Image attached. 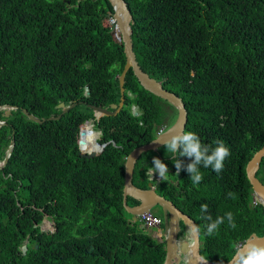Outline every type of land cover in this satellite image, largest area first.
I'll list each match as a JSON object with an SVG mask.
<instances>
[{
  "label": "trees",
  "instance_id": "trees-1",
  "mask_svg": "<svg viewBox=\"0 0 264 264\" xmlns=\"http://www.w3.org/2000/svg\"><path fill=\"white\" fill-rule=\"evenodd\" d=\"M126 1L141 68L183 98L186 131L230 149L224 170L202 167L203 180L194 185L186 171L175 176L163 146L158 152L172 178L152 181L199 225L202 255L227 264L253 234L264 237V208L253 205L246 171L264 148V0ZM114 14L109 0H0V106L18 107L10 118L0 113L8 124L0 127V162L16 144L0 170V264H164L165 243L127 218L125 163L161 127H171L178 110L146 91L131 69L123 110L96 120L88 105L111 111L123 96L125 46L107 27ZM61 103L78 105L52 119L62 114ZM86 121L106 144L91 158L78 147ZM87 129L91 143L84 136L82 149L99 152L97 134ZM155 153H144L136 164L133 181L141 189H148V157ZM257 177L264 183V160ZM128 203L139 200L129 197ZM201 204L213 219L232 212L236 227L225 221L207 235ZM45 219L55 231L42 230Z\"/></svg>",
  "mask_w": 264,
  "mask_h": 264
},
{
  "label": "water",
  "instance_id": "water-1",
  "mask_svg": "<svg viewBox=\"0 0 264 264\" xmlns=\"http://www.w3.org/2000/svg\"><path fill=\"white\" fill-rule=\"evenodd\" d=\"M111 5L115 10L114 17L116 19L117 28L120 29L123 43L125 46V54L127 56V64L123 74L121 75V90H122V100L120 104H112L111 111L103 108L97 107L94 105H88L95 113L96 120H100L102 117L115 115L123 110L126 104V78L130 70H133L134 75L138 79L140 85L151 94L161 97L164 100H167L172 104L177 110L178 115L175 120V123L169 127L167 130L159 132L158 136L155 137L152 141L145 145L136 147L126 158L125 163V183L123 191V203L127 213L133 216V220L141 217V215L151 212L155 208H160L162 211L163 218V228L165 231L164 243L166 245V258L164 264H175L177 258H181V255L184 258H181V261L185 264H218L210 259H207L204 255L201 254V238L199 232V226L195 220H193L189 215L184 213L178 206L173 203L172 200L166 198L165 196L159 194L155 190V186L152 181L148 183V189H141L134 184V173L138 160L144 153L147 152H156L159 148L163 147V142L167 139H170L171 136L182 134L186 131V126L188 123V109L183 98L174 91L167 90L164 88L163 84L151 77L146 73L140 66L136 53L134 52L133 45V31H134V18L129 8V5L126 0H109ZM87 95H89V90L87 88ZM85 103V102H84ZM77 103L67 106L66 103H61L58 106L59 110H62V114L58 117H52V119H61L64 114L69 113L73 108L77 107ZM18 107L10 105L0 106V113L5 112L4 116L10 118L13 110H17ZM24 113L29 117V119L35 121L37 124H44V120H41L35 115H32L28 110H24ZM138 111H136V115ZM92 121H86L84 126L80 130L79 134V153L81 156L86 158H91L97 156L105 148L106 144H98L101 147L99 152L88 151L84 152L82 150V145H84V136L86 135V128L90 126ZM7 123H3L0 120V127L7 126ZM161 133H165L163 137ZM101 134V133H100ZM160 140L159 142H155ZM15 141L12 142V145L6 154L4 162H0V170H2L7 163L10 161L12 154L15 151ZM153 159L149 158L151 162ZM264 160V148L257 152L253 159L249 162L247 166V177L250 181V184L253 188V194L256 199L264 208V183L257 177V173L260 169L261 163ZM132 197L136 200H139V203L136 205H130L128 203V198ZM45 222V220H44ZM185 226V232L192 234L191 242L181 241L179 239L180 233L182 232L181 224ZM43 230V229H42ZM46 231V230H43ZM191 236V235H190ZM189 237V235H188ZM251 244L264 245V237L259 238L257 235L253 234L249 240L241 244L237 253L227 264H237L238 261V252L242 249H245ZM27 247L26 243L22 247L23 254H26Z\"/></svg>",
  "mask_w": 264,
  "mask_h": 264
},
{
  "label": "clouds",
  "instance_id": "clouds-1",
  "mask_svg": "<svg viewBox=\"0 0 264 264\" xmlns=\"http://www.w3.org/2000/svg\"><path fill=\"white\" fill-rule=\"evenodd\" d=\"M165 133H161L163 137ZM157 140L155 142H159ZM215 146L203 143L195 132L185 131L182 134L171 136L163 142L166 154L169 157H187L191 160L190 163L184 164V162L177 158L172 162L176 169V177L179 176L181 171H186L190 174V181L194 185H199L203 180L201 168H211L217 174L224 170V162L231 155L229 147L221 140L213 142ZM153 167H148L146 175L149 176V180L158 175L160 180H167L169 177L168 166L159 158H153ZM233 193L229 192L228 197L232 198ZM200 211L202 218L207 221L205 225L206 234L211 236L218 232L220 226L227 221V224L231 228H235V219L232 212H227L223 216H217L215 219L209 214L208 205L201 204ZM55 229V228H54ZM237 264H264V245L251 244L245 249L238 252Z\"/></svg>",
  "mask_w": 264,
  "mask_h": 264
},
{
  "label": "rangeland",
  "instance_id": "rangeland-1",
  "mask_svg": "<svg viewBox=\"0 0 264 264\" xmlns=\"http://www.w3.org/2000/svg\"><path fill=\"white\" fill-rule=\"evenodd\" d=\"M107 27H108V29H110L111 31H114L115 33L117 32V31H116V28H115V27H112V26L109 25L108 23H107ZM135 109H136V108H135ZM90 125H92V132H94V133L97 134V138H96V141H95L96 143H95V144H99V143H100V140H101L100 132L97 130V128H96V126H95L94 123H91ZM1 163H2V162H1ZM169 177L172 178V174H170ZM255 198H256V197H255ZM151 213H152L154 216L159 217V216H161L162 211H161L160 208H155V209H153V210L151 211ZM128 214H129V213H128ZM127 218H128V220L133 221V222H136V221L140 222L139 219H137V220H133V216L130 215V214L127 215ZM139 224H140V223H139ZM140 226H141V229H143V230L145 231L146 234L150 235L151 237H154V232L157 230V228H143L142 225H140ZM42 228H43V230H46V231H51V232L55 231V229H54V224H53V222L50 221L49 219H45V222L43 223ZM156 232H157V231H156ZM155 236L159 237V236H161V235H160V234H157V235H155ZM176 260L178 261V259H176ZM175 264H178V263L175 262Z\"/></svg>",
  "mask_w": 264,
  "mask_h": 264
},
{
  "label": "flooded vegetation",
  "instance_id": "flooded-vegetation-1",
  "mask_svg": "<svg viewBox=\"0 0 264 264\" xmlns=\"http://www.w3.org/2000/svg\"><path fill=\"white\" fill-rule=\"evenodd\" d=\"M178 115V114H177ZM170 117H168V119H169ZM161 129H163V131H165V130H167L168 128H166L165 126L164 127H161ZM156 155L155 156H150V157H148V159L150 158V159H153L154 157L155 158H159V159H161V161L164 163V157H162L161 156V154H159V152H158V150L156 151V153H155ZM168 155H170V154H168ZM173 158L174 157H169V156H167L165 159L167 160V163H171L172 162V160H173ZM152 162V161H151ZM152 164V163H151ZM167 166H168V164H167ZM152 167H153V164H152ZM261 167V166H260ZM168 168H169V171L171 170L170 169V167L168 166ZM152 181H155V182H159V181H161L160 179H159V177H158V175H156V176H154L153 178H152ZM154 184V183H153ZM163 222V221H162ZM44 223V222H43ZM43 225V224H42ZM199 226V225H198ZM43 229V228H42ZM157 231V232H156ZM155 232H154V237L153 238H155L157 241H159V242H164V239H165V231H164V228H163V223L157 228V230H156ZM199 232H200V238H201V231H200V228H199ZM157 234H160L161 236H159V237H157V236H155V235H157ZM188 235H189V237H188ZM191 235V236H190ZM191 237H192V234L190 233H186L185 232V228H184V230L182 229V232L180 233V236H179V239L181 240V241H189V242H191ZM202 254V253H201ZM181 258H184V256L183 255H181ZM181 258H177L178 259V261L176 260V263H178V264H185V263H183V261H181Z\"/></svg>",
  "mask_w": 264,
  "mask_h": 264
},
{
  "label": "built area",
  "instance_id": "built-area-1",
  "mask_svg": "<svg viewBox=\"0 0 264 264\" xmlns=\"http://www.w3.org/2000/svg\"><path fill=\"white\" fill-rule=\"evenodd\" d=\"M108 24L111 25L112 27L116 28V33L114 34L115 39L119 42H123L122 36H121V32L120 29L117 28V23H116V19L115 17H111L108 20ZM163 129H161L159 132H162ZM101 135V134H100ZM82 147V146H81ZM83 150V149H82ZM84 152H88L83 150ZM260 204V202L255 198V196L253 197V205L256 206ZM139 219V221L143 224V226L145 228H158L161 224H162V219L160 217H156L154 216L151 212L146 213L141 215V217L136 218V220Z\"/></svg>",
  "mask_w": 264,
  "mask_h": 264
},
{
  "label": "bare ground",
  "instance_id": "bare-ground-1",
  "mask_svg": "<svg viewBox=\"0 0 264 264\" xmlns=\"http://www.w3.org/2000/svg\"><path fill=\"white\" fill-rule=\"evenodd\" d=\"M90 126L92 127V125H90ZM86 131L89 132L87 128H86ZM85 140L87 141V143H89V144L91 143L90 140H88L87 136H85ZM94 149H95V147L93 146L92 150L95 151Z\"/></svg>",
  "mask_w": 264,
  "mask_h": 264
}]
</instances>
